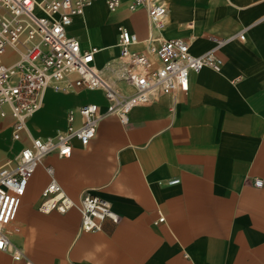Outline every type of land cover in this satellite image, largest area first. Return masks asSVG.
Returning a JSON list of instances; mask_svg holds the SVG:
<instances>
[{"label": "crops", "instance_id": "1", "mask_svg": "<svg viewBox=\"0 0 264 264\" xmlns=\"http://www.w3.org/2000/svg\"><path fill=\"white\" fill-rule=\"evenodd\" d=\"M163 1L168 14L161 30L151 29L146 9L131 11L130 0L114 12L106 0H94L68 32L83 48H98L100 70L119 57L124 26L139 38L134 50L146 49L150 31L158 40L182 38L194 55L215 50L222 71L192 73L187 92L157 96L126 124L108 115L88 145L76 140L71 156L48 155L21 198L20 232L10 236L24 257L0 250V264H264V0ZM45 103L54 112L41 130L34 124ZM86 103L102 111L107 105L101 91L47 90L29 120L31 134L55 135L66 128L68 113ZM13 122L8 116L0 124V166L29 144L13 140ZM46 166L76 203L91 191L110 202L120 221L86 231L78 208L40 212L51 180ZM172 178L180 183L167 185Z\"/></svg>", "mask_w": 264, "mask_h": 264}, {"label": "built area", "instance_id": "2", "mask_svg": "<svg viewBox=\"0 0 264 264\" xmlns=\"http://www.w3.org/2000/svg\"><path fill=\"white\" fill-rule=\"evenodd\" d=\"M93 2L0 0V124L11 116L13 140H29L15 157L0 166V250L10 252L15 260L24 257L10 240L11 234L20 232L17 212L21 198L37 166L48 155L71 156L74 141L88 145L104 117L117 115L126 124L135 108L149 104L157 96L187 92L192 73L205 68L221 72L224 66L223 58L215 50L194 55L186 40H158L151 31L146 49L134 50L132 46L140 42L137 34L120 26V55L100 70L95 65L98 48H83L80 40L68 32L75 17L83 16ZM122 3L123 0H106L107 10L114 12ZM128 7L131 11L146 9L151 29L163 28L168 14L163 0H130ZM239 37L244 39L245 35ZM107 72L132 90L122 92ZM47 90L101 91L107 105L102 111L97 103L83 104L68 113L65 129L53 136L36 137L30 132L29 120L42 109ZM46 170L51 180L43 190L40 212L65 214L78 208L81 227L86 231L100 230L107 219L113 223L120 221L109 201L85 191L76 203L56 180L53 167L46 166ZM179 183V178L166 181L167 185ZM262 184V180H255L256 186ZM164 220L161 216L156 223Z\"/></svg>", "mask_w": 264, "mask_h": 264}, {"label": "rangeland", "instance_id": "3", "mask_svg": "<svg viewBox=\"0 0 264 264\" xmlns=\"http://www.w3.org/2000/svg\"><path fill=\"white\" fill-rule=\"evenodd\" d=\"M44 110L45 112L37 118V121L34 124L37 129L39 128L42 130L46 128L48 124L51 123V113L54 112L52 108V103L49 106H47V103H45ZM14 144L15 143H12L11 146H14Z\"/></svg>", "mask_w": 264, "mask_h": 264}]
</instances>
